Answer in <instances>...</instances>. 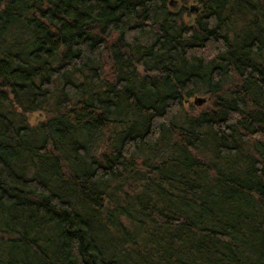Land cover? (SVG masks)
Wrapping results in <instances>:
<instances>
[{
  "label": "trees",
  "instance_id": "trees-1",
  "mask_svg": "<svg viewBox=\"0 0 264 264\" xmlns=\"http://www.w3.org/2000/svg\"><path fill=\"white\" fill-rule=\"evenodd\" d=\"M187 1L0 0V264H264V0Z\"/></svg>",
  "mask_w": 264,
  "mask_h": 264
},
{
  "label": "water",
  "instance_id": "water-1",
  "mask_svg": "<svg viewBox=\"0 0 264 264\" xmlns=\"http://www.w3.org/2000/svg\"><path fill=\"white\" fill-rule=\"evenodd\" d=\"M176 0H168V5L171 7H174ZM196 5L194 3H190L188 6L189 11H196ZM192 103L195 105L201 104L203 101H205V95H193L191 99Z\"/></svg>",
  "mask_w": 264,
  "mask_h": 264
},
{
  "label": "rangeland",
  "instance_id": "rangeland-1",
  "mask_svg": "<svg viewBox=\"0 0 264 264\" xmlns=\"http://www.w3.org/2000/svg\"><path fill=\"white\" fill-rule=\"evenodd\" d=\"M188 3H195V4H196V2H195L194 0H189V1H187V2L185 3V5L187 6ZM174 6H177V7L180 6V2H179V0H178V1L176 0ZM189 16H192V15H190L189 12H188V14H186V17H189ZM205 98H206V97H205ZM191 99H192V97L189 98V101H191ZM203 103H205V101H203L201 104H198V105L193 104V105L196 106V107H198V106L202 105ZM39 118H41V113H39V112L36 111V110L33 111V112L29 115V121H30V122H35V121L38 120Z\"/></svg>",
  "mask_w": 264,
  "mask_h": 264
}]
</instances>
